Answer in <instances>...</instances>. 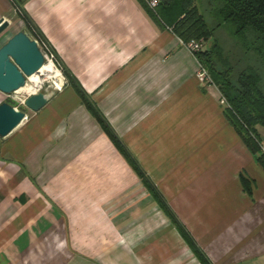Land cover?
Instances as JSON below:
<instances>
[{
	"label": "crops",
	"instance_id": "0c3cea01",
	"mask_svg": "<svg viewBox=\"0 0 264 264\" xmlns=\"http://www.w3.org/2000/svg\"><path fill=\"white\" fill-rule=\"evenodd\" d=\"M22 15L208 264H264V172L180 39L137 0H0V44ZM45 93L0 138V264H202L72 88Z\"/></svg>",
	"mask_w": 264,
	"mask_h": 264
},
{
	"label": "trees",
	"instance_id": "16d2710c",
	"mask_svg": "<svg viewBox=\"0 0 264 264\" xmlns=\"http://www.w3.org/2000/svg\"><path fill=\"white\" fill-rule=\"evenodd\" d=\"M137 1L153 19L168 28L181 42L194 40L200 43V48L192 55L205 68L211 83L217 88L224 104L222 111L225 119L264 172V143L256 129V126L264 124V93L260 85L259 69L260 63L264 64V0H208L211 10L210 15H207L209 23L198 10L195 0H157L153 9L148 8L143 0ZM22 20L24 29L32 38L43 40L48 44L26 15H22ZM224 24L232 26V35L247 49L252 50L251 55L248 53L241 55L238 51L234 53L230 50L231 54L229 50L223 49L217 39H211L214 31ZM233 47H237L236 43ZM242 58H245V61L241 60ZM55 59L65 83L72 88L80 103L98 122L127 164L143 178L144 175L138 165L110 129L99 110L56 56ZM6 102L11 105V102L7 100ZM143 181L193 254L202 264H208L152 185L147 184L144 178ZM240 182L249 192L248 181L240 177Z\"/></svg>",
	"mask_w": 264,
	"mask_h": 264
},
{
	"label": "water",
	"instance_id": "95a60500",
	"mask_svg": "<svg viewBox=\"0 0 264 264\" xmlns=\"http://www.w3.org/2000/svg\"><path fill=\"white\" fill-rule=\"evenodd\" d=\"M8 26L0 17V35ZM43 63V57L35 40L19 29L0 44V92L9 95L25 83V77L36 72ZM48 100V95L37 90L26 95L22 101L29 111H37ZM25 113L6 101L0 102V138L9 134L23 119Z\"/></svg>",
	"mask_w": 264,
	"mask_h": 264
},
{
	"label": "rangeland",
	"instance_id": "374dc122",
	"mask_svg": "<svg viewBox=\"0 0 264 264\" xmlns=\"http://www.w3.org/2000/svg\"><path fill=\"white\" fill-rule=\"evenodd\" d=\"M195 4H196L198 10L204 15L206 21L208 22L207 15L209 16L210 13H211V10H209L210 6L208 4V0H195ZM211 23H212V21L209 24L210 26L212 25ZM231 32H232V26L230 24H224L220 28H218V29H216L214 31V33L212 34L211 39L212 38L217 39L220 42V44L223 47V49L225 51L229 50V53H231L230 52V50H231L234 53L236 51H238L239 53H241V55H245L246 53L251 55L252 54V50L247 49L244 44H241L238 41L239 39H236V37H234ZM234 43H236V46H237L236 48L233 47ZM205 45L206 44H203V46H205ZM231 56H232V58H235L233 55H231ZM247 59L248 58H246V60ZM241 60L245 61V58H242ZM46 64H48V63H44L43 65H46ZM259 67H261V68H259L260 69V73H261L260 85H261V89H262V91L264 93V64L260 63ZM60 74H61V72H60ZM61 78H63V79H61V83L57 86L58 87L57 89L54 88V86L56 84L54 82L52 83V80L46 79V80L43 81V83H42V85H41L39 90H42L44 92L46 91V92H49V93L58 92L59 90H61L63 88V86L65 84V79L62 76V74H61ZM28 86H31V85L28 84L27 85V89H28ZM25 93L26 92L18 91V92L11 93L9 95H5V94L0 92V102L7 100V101L11 102V106H13L14 108H16L18 110L22 109L24 113H27L29 110H27L22 104V101H23L24 97L26 96ZM257 128H259V132L260 133L261 132L264 133V124L262 126H258ZM0 140H2V139H0ZM262 140L264 141V138Z\"/></svg>",
	"mask_w": 264,
	"mask_h": 264
},
{
	"label": "built area",
	"instance_id": "2783aa9c",
	"mask_svg": "<svg viewBox=\"0 0 264 264\" xmlns=\"http://www.w3.org/2000/svg\"><path fill=\"white\" fill-rule=\"evenodd\" d=\"M143 2L150 9H153L156 6V4H157V0H143ZM33 39L35 40V42H36V44H37V46L39 48V51L42 54L43 63L50 62V63L53 64V66L55 67V69H57L58 71H60L59 70L60 69V66H59L58 62L56 61L55 55H54L53 51L50 49V47L48 46V44H46L43 40H37L35 38H33ZM182 44L190 52V54H193V52L196 51V50H198L200 48V46H201L198 41H194V40H189L187 42H182ZM195 76L197 77V79L199 81H204V82L211 83L210 78H209V76H208L205 68L203 66H201L199 63L197 65V69H196ZM26 78L27 77H25V83H26ZM40 87L41 86H39L33 92H36L37 90H39ZM25 94L28 95L30 93H25Z\"/></svg>",
	"mask_w": 264,
	"mask_h": 264
},
{
	"label": "bare ground",
	"instance_id": "6f19581e",
	"mask_svg": "<svg viewBox=\"0 0 264 264\" xmlns=\"http://www.w3.org/2000/svg\"><path fill=\"white\" fill-rule=\"evenodd\" d=\"M42 65L38 68V70L26 78V83L20 88H18L15 92L21 91L26 93H31L35 91L39 86H41L42 82L46 79L52 80V83L54 82L56 85L54 88H57V86L61 83V74L52 63L48 62V64ZM30 84L31 86L27 85Z\"/></svg>",
	"mask_w": 264,
	"mask_h": 264
}]
</instances>
